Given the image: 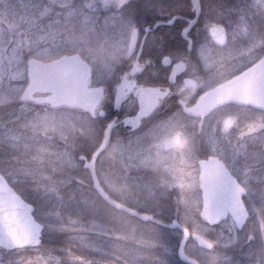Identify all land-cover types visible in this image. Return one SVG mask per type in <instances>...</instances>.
<instances>
[{
    "label": "snow or ice",
    "instance_id": "obj_1",
    "mask_svg": "<svg viewBox=\"0 0 264 264\" xmlns=\"http://www.w3.org/2000/svg\"><path fill=\"white\" fill-rule=\"evenodd\" d=\"M17 6L14 19L49 60L23 55L12 32L0 33V101L10 98L34 133L83 122L92 147L38 150L93 174L99 165L126 193L147 195L118 206L124 235L86 245L78 235L46 242L50 208L0 202V264H264V0ZM89 35L112 49L103 73L80 55ZM16 139L0 134L5 145ZM148 165L167 176L133 174Z\"/></svg>",
    "mask_w": 264,
    "mask_h": 264
},
{
    "label": "rangeland",
    "instance_id": "obj_2",
    "mask_svg": "<svg viewBox=\"0 0 264 264\" xmlns=\"http://www.w3.org/2000/svg\"><path fill=\"white\" fill-rule=\"evenodd\" d=\"M14 13L18 15L17 0H4V3L0 4V33L7 34L12 32L15 38L21 42V48L18 50L20 53L26 56L30 55L41 62H48L49 56L44 51L45 45L36 42L35 32H27L25 30L21 32L24 25L18 19H14ZM72 30V26L61 27L58 29V39H65L67 33ZM76 30L78 31V29ZM96 40L97 37L95 36H86L84 42L79 46V52L80 55H83V58L92 64L97 72L103 73L104 68L97 66V60L104 57V49H106L104 47L109 45L95 42ZM4 96L5 90L0 89V97ZM5 131L10 132L17 139L11 145L0 143V171L12 186L16 187L25 197L29 189L32 191L30 193L34 195L42 196L48 194L52 192L51 188L56 185V180L60 179L61 174L77 175V173L81 172V168L67 165L58 160L53 154L40 152L38 147L41 143H51L52 145L67 146L73 150H80L90 148L94 139L88 126L81 121L73 119L58 120L54 124H50L46 129H40L34 133L32 128L27 125L26 118L18 112L16 104L10 102V98L0 101V134ZM46 166L48 169L45 172ZM97 170L101 186L114 199L131 204L136 199L146 197V192L126 193L120 188L118 180H109L103 176V169L99 165ZM146 171L152 175L145 180ZM162 171L164 170L157 171L151 165H148L139 170H134L133 174L148 182L160 176L159 172ZM84 173L90 180L89 173L87 172L86 174L85 170ZM82 185L85 186L84 184ZM44 189L46 191H43ZM93 190V187H91L90 191L84 189L83 194L92 193ZM93 202L94 200L85 208L96 210L100 216L101 214L105 215L107 223L99 222L96 219H90L84 223V221L76 219L78 222L70 220L69 224L66 225L59 222L60 217L63 215L62 213L58 212V214L49 215L50 217L47 221L53 226V231L50 234L46 233L48 243L60 245L67 236L78 235L82 239L78 240L77 244L86 245L88 243L117 239L124 235L128 227L125 216L122 217L119 213H114V211L112 214L109 207L97 206L92 204ZM49 208L51 210L52 207ZM53 208L55 209L56 207ZM108 220L112 222L108 223ZM88 254L91 253L89 252Z\"/></svg>",
    "mask_w": 264,
    "mask_h": 264
},
{
    "label": "trees",
    "instance_id": "obj_3",
    "mask_svg": "<svg viewBox=\"0 0 264 264\" xmlns=\"http://www.w3.org/2000/svg\"><path fill=\"white\" fill-rule=\"evenodd\" d=\"M214 3V0L212 1ZM224 2L226 3H230L231 0H224ZM18 16V15H17ZM24 31V26H22V30L21 32ZM48 169V167L46 166L45 172ZM88 171H86L87 174ZM76 174H61L60 179L56 180V185L54 187L51 188L50 193L48 194H44L42 195L45 199L50 201V204L46 205L43 203V200H41L39 197H41L40 195H34L32 193H30V189L28 190V194L25 197L21 192L18 191V189L16 187L15 190L17 191V193H19L23 199H27L33 203L36 204V208H37V214H40L41 212H44L45 209L52 207L50 210V214L49 215H54L59 213H62V217H60V223L62 224H69L70 220H76L78 219L79 221H84V223H86L88 220L90 219H96L99 222L102 223H107V220L105 219V215L101 214H97L96 210H91L88 208H85L86 206L88 207V204L91 203L92 200H94V202L92 204L97 205V206H106L105 202H103L99 196L97 195V193L93 190V192H89V193H85L83 194V190L87 189L90 191L92 184L90 182V180L88 179V176L85 175L84 170L81 169V172ZM82 184H84L85 186H83ZM41 190V189H40ZM43 191H46L45 189ZM92 191V190H91ZM104 191L108 194V196L113 199V200H117V202L123 204L124 206L129 205L128 203H124L118 199H114V197H112L110 195V193H108V191H106L104 189ZM32 192V191H31ZM56 192V193H54ZM53 207H56L55 209ZM110 212L113 214V210H111L109 208ZM115 213V211H114ZM118 213V212H117ZM116 213V214H117ZM97 214V215H95ZM48 215L47 219L50 217ZM120 216L126 218V215L119 213ZM121 218V217H120ZM78 220H76L78 222ZM112 222L111 220H108V223ZM46 242H48V236H45Z\"/></svg>",
    "mask_w": 264,
    "mask_h": 264
},
{
    "label": "water",
    "instance_id": "obj_4",
    "mask_svg": "<svg viewBox=\"0 0 264 264\" xmlns=\"http://www.w3.org/2000/svg\"><path fill=\"white\" fill-rule=\"evenodd\" d=\"M38 61V60H37ZM40 63H45L38 61ZM90 176L93 181L94 189L96 190L98 196L113 210L123 213L122 208L118 206H123L122 204L110 199L108 195L99 186L96 175L89 170ZM22 198L8 185L4 177L0 174V202L7 205H13L20 201ZM124 214V213H123Z\"/></svg>",
    "mask_w": 264,
    "mask_h": 264
},
{
    "label": "flooded vegetation",
    "instance_id": "obj_5",
    "mask_svg": "<svg viewBox=\"0 0 264 264\" xmlns=\"http://www.w3.org/2000/svg\"><path fill=\"white\" fill-rule=\"evenodd\" d=\"M213 0H211V2H212ZM216 2V0H214V3ZM94 40V39H93ZM92 40V41H93ZM95 42H98V43H103L102 41H100L98 38H97V40L95 41ZM104 48H106V49H104ZM103 49L105 50V55H104V57H102V59H100V60H97V66L99 67V68H104L105 67V64L107 63V62H109L110 60H111V58H112V55H113V52H112V49H111V47L110 46H105ZM81 56L83 57V55L81 54ZM92 141H94V139L92 140ZM92 145H91V147L93 146V142L91 143ZM108 148H111V144H109L108 145ZM101 155L102 156H104L105 157V159H107V151H104L103 153H101ZM98 170H96V176L98 177ZM152 174L150 173V172H148V171H146V176H145V180H146V178H148V177H150ZM159 175H165V176H167V173L165 172V171H162V172H159ZM103 176L105 177V172H104V170H103ZM144 181V180H143Z\"/></svg>",
    "mask_w": 264,
    "mask_h": 264
}]
</instances>
